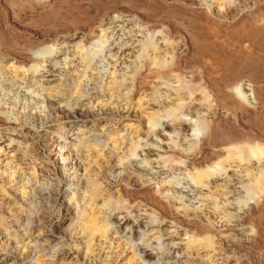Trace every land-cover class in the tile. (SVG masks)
Instances as JSON below:
<instances>
[{"label":"rangeland","instance_id":"rangeland-1","mask_svg":"<svg viewBox=\"0 0 264 264\" xmlns=\"http://www.w3.org/2000/svg\"><path fill=\"white\" fill-rule=\"evenodd\" d=\"M0 264H264V0H0Z\"/></svg>","mask_w":264,"mask_h":264},{"label":"bare ground","instance_id":"bare-ground-1","mask_svg":"<svg viewBox=\"0 0 264 264\" xmlns=\"http://www.w3.org/2000/svg\"><path fill=\"white\" fill-rule=\"evenodd\" d=\"M154 63V62H153ZM156 63V62H155ZM160 64V63H159ZM157 65H158V63H157ZM235 90H238V89H235ZM207 95H209V94H207ZM240 96H242V95H240ZM210 98V97H209ZM197 117V116H196ZM198 118H200V117H198ZM200 121H201V119H199ZM207 123H208V121H207ZM200 124V123H199ZM187 126V125H186ZM210 126H211V124H210ZM199 127L200 128H206V125H205V123H204V121L201 123V125H199ZM187 128V127H186ZM203 131V130H202ZM76 133V132H75ZM233 135V134H232ZM242 135V134H241ZM230 136V135H229ZM234 136V135H233ZM236 136V135H235ZM226 137V136H225ZM230 137H232V136H230ZM165 138V137H164ZM203 138V137H202ZM161 141V140H160ZM209 141V140H208ZM219 141V140H218ZM163 142V141H162ZM226 142H230V143H232V142H236L237 143V146L238 147H240L241 149H243V151H245L246 153H247V155H249V156H256V154L258 153V151H259V149L261 150V148L258 146V143H257V141L256 140H254V139H252V138H245V137H241V136H239L238 137V135L235 137V138H230V139H228V141H226ZM165 143V142H164ZM204 143V142H203ZM235 143V144H236ZM78 144V143H77ZM167 144V143H166ZM216 144H218V142L216 143ZM162 145V144H161ZM204 145V144H203ZM219 145V144H218ZM165 146V145H164ZM236 146V145H235ZM82 147V146H81ZM166 148H167V146H165ZM164 147V148H165ZM200 147V146H199ZM74 148V147H73ZM165 148V149H166ZM171 149H173V147H171ZM240 149V150H241ZM221 150V149H220ZM178 151V150H177ZM223 151V150H222ZM242 151V150H241ZM243 151H242V153H243ZM152 152V151H151ZM240 152V151H239ZM164 153V152H163ZM175 153V152H174ZM173 153V154H174ZM197 153V152H196ZM221 153V152H220ZM162 154V153H161ZM200 154V153H199ZM245 154V153H244ZM153 155V154H152ZM208 155V154H207ZM169 156V155H168ZM168 156H167V158H168ZM198 156V155H197ZM196 156V157H197ZM171 157V156H170ZM176 157V156H175ZM192 157V156H191ZM204 157V156H203ZM172 158V157H171ZM177 158V157H176ZM175 158V159H176ZM155 159V158H154ZM205 159H206V156H205ZM204 159V160H205ZM254 159V158H253ZM164 160V159H163ZM174 160V159H173ZM178 161V160H177ZM193 161V160H192ZM195 161V160H194ZM213 162V161H212ZM221 162V161H220ZM179 163H180V161H179ZM255 163V162H254ZM183 164V163H182ZM216 164V163H215ZM218 166V165H217ZM90 181H92V180H90ZM124 224V223H123ZM149 253V252H148Z\"/></svg>","mask_w":264,"mask_h":264}]
</instances>
